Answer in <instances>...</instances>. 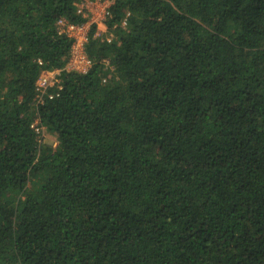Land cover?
Wrapping results in <instances>:
<instances>
[{"label":"trees","instance_id":"trees-1","mask_svg":"<svg viewBox=\"0 0 264 264\" xmlns=\"http://www.w3.org/2000/svg\"><path fill=\"white\" fill-rule=\"evenodd\" d=\"M81 1L0 0V264H264V0H113L79 72Z\"/></svg>","mask_w":264,"mask_h":264},{"label":"built area","instance_id":"built-area-1","mask_svg":"<svg viewBox=\"0 0 264 264\" xmlns=\"http://www.w3.org/2000/svg\"><path fill=\"white\" fill-rule=\"evenodd\" d=\"M112 2L113 0H82L78 3L77 11L81 16L86 18V21L75 23L66 17H62L58 20L60 32L74 38L65 68L79 72H86L89 70L92 61L87 52V44L90 40L92 27L95 25V29L98 27L103 28L105 31H109L107 19ZM92 36L95 37L93 34ZM113 37L114 33L110 34L106 39L111 40ZM63 69L64 68H52L43 69L41 71L37 80V98L39 101H42L45 95L49 94L52 96V91L56 87L61 88L60 75ZM44 129L45 127L41 126L40 130L42 131Z\"/></svg>","mask_w":264,"mask_h":264},{"label":"rangeland","instance_id":"rangeland-1","mask_svg":"<svg viewBox=\"0 0 264 264\" xmlns=\"http://www.w3.org/2000/svg\"><path fill=\"white\" fill-rule=\"evenodd\" d=\"M110 34H113L110 30L105 31L103 28H96L95 31L93 32V35H95L94 38H98L100 40L106 39V37H109ZM44 138L43 141L48 144H56L55 137L51 135L50 133H44Z\"/></svg>","mask_w":264,"mask_h":264}]
</instances>
